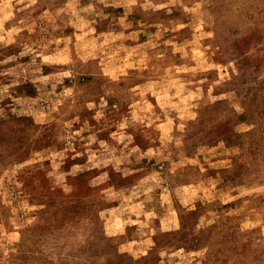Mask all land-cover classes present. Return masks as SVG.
Wrapping results in <instances>:
<instances>
[{
  "label": "rangeland",
  "instance_id": "374dc122",
  "mask_svg": "<svg viewBox=\"0 0 264 264\" xmlns=\"http://www.w3.org/2000/svg\"><path fill=\"white\" fill-rule=\"evenodd\" d=\"M0 264H264V0H0Z\"/></svg>",
  "mask_w": 264,
  "mask_h": 264
}]
</instances>
